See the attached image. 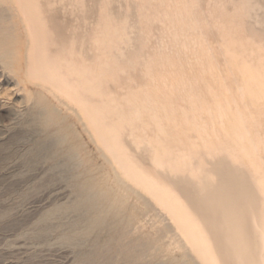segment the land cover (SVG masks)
<instances>
[{
	"label": "rangeland",
	"instance_id": "1",
	"mask_svg": "<svg viewBox=\"0 0 264 264\" xmlns=\"http://www.w3.org/2000/svg\"><path fill=\"white\" fill-rule=\"evenodd\" d=\"M51 1L32 0L19 14L32 13L25 23L44 49L29 59V74L0 76V264H83L85 254L101 264L104 251L111 264H221L215 243L222 236L230 248L247 244L262 262L264 0ZM50 22L60 25L53 31ZM56 60L60 69L52 71ZM39 97L68 118L69 142L83 161L76 171L59 166L63 156L51 158L53 129L37 119ZM114 169L138 189L124 198L121 237L109 242L113 234L104 226L81 244L69 243L79 213H48L76 200L74 182L82 174L122 195L126 185L115 181ZM190 192L202 201H191ZM220 195L229 201L219 202ZM183 208L184 217L170 212ZM234 214L239 225L223 227ZM107 242L113 251L101 249Z\"/></svg>",
	"mask_w": 264,
	"mask_h": 264
},
{
	"label": "bare ground",
	"instance_id": "2",
	"mask_svg": "<svg viewBox=\"0 0 264 264\" xmlns=\"http://www.w3.org/2000/svg\"><path fill=\"white\" fill-rule=\"evenodd\" d=\"M47 0H45L46 2ZM51 1V0H48V2ZM72 1V0H71ZM191 1V0H189ZM47 2V3H48ZM64 2V1H63ZM192 2V1H191ZM42 3V1H41ZM50 3V2H49ZM52 3V1H51ZM50 3V4H51ZM193 3V2H192ZM79 4V3H78ZM139 4V3H138ZM141 4V3H140ZM41 4H39V6L35 5L34 4V7L38 10H40L41 6L44 5L42 3V5L40 6ZM203 5V4H202ZM32 0H22V1H19L17 0V2H14L13 0H0V62L1 64L3 65V70L4 71H1L0 70V76L2 79H6L8 76H6V71L5 70H8L9 72H15L17 74V78H21L23 79L24 76L23 75H26V74H29L28 71H29V67L27 66V64L29 63V59L30 61H33L34 60V53H37V52H41L43 51L44 49L43 48H40L38 45H37V42L39 41V34L35 32V27L30 25L29 23V26H26L27 23L25 22H28V18H31L30 15H32V13L26 17H20V15L28 12L27 9L32 7ZM37 6V7H36ZM142 6V5H141ZM53 7V6H52ZM91 7V6H90ZM151 8V7H149ZM69 9V8H68ZM85 9V8H84ZM35 10V9H34ZM37 10V11H38ZM46 10V9H45ZM67 10V9H66ZM80 10V9H79ZM142 10L144 11L145 9H142L141 8V13H142ZM20 11L22 12V14H20ZM50 11V10H49ZM48 11V12H49ZM72 11V10H71ZM24 12V13H23ZM43 12V11H42ZM51 12V11H50ZM54 13V11H52ZM51 12V13H52ZM47 14V10L45 12ZM93 13V12H92ZM117 13V12H116ZM144 13V12H143ZM20 14V15H19ZM36 14V13H35ZM45 14V16H46ZM217 14V13H216ZM37 15L39 16L40 14L37 13ZM43 15V14H42ZM44 16V17H45ZM50 16V15H48ZM150 16V15H149ZM35 17V16H34ZM42 17V16H41ZM53 17V16H52ZM145 17V15H144ZM38 18V17H37ZM60 18V17H59ZM62 18V17H61ZM32 19V18H31ZM40 19V18H39ZM38 19V20H39ZM45 21H47V18L45 17L44 18ZM49 19V18H48ZM57 19V18H56ZM154 19V18H153ZM220 19V18H219ZM36 20V19H35ZM54 20L53 22H56L55 19H52ZM208 20V19H207ZM228 20V19H227ZM33 21V20H32ZM31 23H36V22H32ZM41 21H43L41 19ZM41 21L39 20L38 22L41 23ZM44 21V22H45ZM71 21V20H70ZM149 21V20H148ZM224 21V20H222ZM150 22V21H149ZM49 23V22H47ZM46 24V23H45ZM50 24H52V22H50ZM66 24V23H64ZM38 24H36V27H37ZM59 26L60 23L58 24V22L54 25L52 24V27L53 26ZM55 26V27H56ZM62 26V25H61ZM53 27L52 30L54 31V29L58 28V27ZM67 27V26H66ZM64 28V27H63ZM35 29V30H34ZM62 28H60L61 30ZM66 29V28H65ZM73 29V28H72ZM59 30V31H60ZM71 30V29H70ZM78 30V28H77ZM81 30V29H80ZM25 31V32H23ZM56 33H57V30H55ZM59 31H58V34H59ZM64 31V30H63ZM68 31V30H66ZM65 31V32H66ZM72 31V30H71ZM85 31V30H83ZM161 31V30H160ZM64 32V33H65ZM48 33V32H47ZM84 33V32H83ZM225 33V32H224ZM223 33V34H224ZM78 34V32L76 33V35ZM85 34V33H84ZM248 34V33H247ZM48 35V34H47ZM81 35V34H80ZM87 35V34H86ZM63 36V35H62ZM61 36V37H62ZM252 36V35H251ZM71 37V36H70ZM79 37V36H78ZM82 37V36H81ZM247 37V36H246ZM254 37V36H252ZM80 38V37H79ZM84 38V37H83ZM240 38V37H239ZM256 38V37H255ZM258 38V37H257ZM60 39V38H59ZM254 39V38H253ZM47 40V39H46ZM49 41V40H48ZM75 41V40H74ZM226 41V40H225ZM51 44V43H50ZM62 44V43H60ZM49 45V44H48ZM70 45V44H69ZM52 46V45H51ZM59 46V45H58ZM50 49H52L50 47ZM63 49V48H62ZM110 49V48H109ZM225 50V49H224ZM56 51V50H55ZM52 55V54H51ZM55 55V54H54ZM57 55V54H56ZM59 55V54H58ZM50 59V58H49ZM48 60V59H47ZM51 60V59H50ZM55 61V59H53ZM59 60H62V59H59ZM59 60H56L57 62L55 63H52L51 65L53 66L52 67V71L53 69L56 70V68L58 69L59 67H57V64L59 62ZM81 60V59H80ZM158 60V59H157ZM63 61V60H62ZM61 61V62H62ZM68 61V60H67ZM25 62V63H24ZM50 62V61H49ZM48 62V63H49ZM53 62V61H52ZM24 64H26V68L24 67ZM54 64V65H53ZM64 64V63H63ZM35 65V64H33ZM37 67V66H36ZM60 69V68H59ZM32 70H36L34 67H32ZM38 70V69H37ZM8 74V73H7ZM11 74V73H9ZM8 74V75H9ZM27 77V76H26ZM11 78V77H10ZM12 79V78H11ZM28 79V78H27ZM15 81V80H14ZM34 81V80H33ZM9 82H13V80H9ZM35 83V82H34ZM7 84H10V83H7ZM36 84V83H35ZM2 85V84H1ZM16 85V84H15ZM30 85V84H29ZM14 86V85H13ZM198 86V84H197ZM196 86V88H197ZM12 87V86H11ZM18 87V86H17ZM21 87V86H20ZM43 87V86H42ZM10 88V87H9ZM8 88V89H9ZM156 88V87H155ZM11 89V88H10ZM9 89V91H10ZM18 89V88H17ZM16 89V90H17ZM22 89V88H21ZM50 89V88H49ZM160 89V88H159ZM189 89V88H188ZM198 89V88H197ZM14 90V88H13ZM191 90V89H190ZM205 90V88H204ZM18 92L20 90H17ZM15 91V93L17 92ZM188 91V90H187ZM186 91V92H187ZM13 93V92H12ZM22 93V92H21ZM165 93V92H164ZM17 94V93H16ZM32 94V93H30ZM194 94V93H193ZM4 95L6 96V94L4 93ZM20 94L18 93V96ZM43 95V94H42ZM58 95V94H57ZM9 97V95H7ZM11 97H13V94L10 95ZM45 96V94H44ZM60 96V95H59ZM59 96L55 97V98H58ZM185 96V94H184ZM183 96V97H184ZM192 95L190 94L189 97H191ZM4 97V96H3ZM3 97H2V100H3ZM21 97V96H20ZM46 97V96H45ZM61 97V96H60ZM198 97V95H197ZM10 98V97H9ZM28 98V97H27ZM40 98V97H39ZM54 98V96H53ZM54 98V99H55ZM173 98V97H172ZM1 99V97H0ZM11 99V98H10ZM171 99V98H170ZM187 99V98H186ZM4 100H7V99H4ZM15 100V99H14ZM184 100V99H183ZM188 100V99H187ZM186 100V101H187ZM190 100V99H189ZM193 100V99H191ZM36 101V100H35ZM67 101V100H66ZM177 101V100H176ZM185 101V102H186ZM198 101V100H197ZM200 101V99H199ZM202 101V100H201ZM200 101V102H201ZM8 102V100H7ZM10 102V101H9ZM14 102V101H13ZM20 102V101H19ZM29 102V101H28ZM37 105L35 106H38L39 107V112H38V115H37V119L40 123H42L43 125L47 126V128H52V133H51V139H52V142L50 144H48V150H49V154L51 156L52 159H56L60 156H63L65 158V160L63 161L64 164L60 165L61 168H64L66 169L67 171L77 168V167H80V164L83 162H81L80 164L77 162L79 160L78 159V150H79V146L77 145H73V144H70L69 142V138L71 136L74 135V132L72 130V127L70 124H67L65 123L66 119L68 118H64V116H62L55 108H52L50 104L46 103L44 100H42L41 98L38 99L36 101ZM184 102V103H185ZM12 103V102H11ZM16 103V102H15ZM23 103V101H22ZM58 103H60L58 101ZM183 103V102H182ZM198 103V102H196ZM18 104V103H17ZM21 104V103H20ZM27 104V102H26ZM170 104V103H169ZM186 104V103H185ZM184 104V105H185ZM190 104V103H189ZM199 104V103H198ZM14 105V104H13ZM23 105V104H21ZM62 105V103H61ZM182 105V104H181ZM20 106V105H19ZM26 106V105H25ZM23 106V107H25ZM54 106V105H53ZM84 106V105H83ZM82 106V107H83ZM17 107V106H16ZM56 107V106H55ZM68 107V106H67ZM176 107V106H175ZM202 107V105H201ZM21 108V106H20ZM84 108V107H83ZM190 108V106H189ZM189 108H187V111H189ZM26 109V107H25ZM30 109V108H29ZM190 109H193L194 108H190ZM201 109V108H199ZM203 109V108H202ZM19 110V109H18ZM68 110V109H67ZM175 110V109H174ZM69 111V110H68ZM66 111V112H68ZM75 111V110H74ZM82 111V110H80ZM84 115L86 116V118L88 119V116L89 118H92V114L91 113H88V108H84ZM199 112V110H197ZM25 112V110H24ZM27 112V111H26ZM62 112V111H61ZM71 112V111H70ZM79 112V111H77ZM194 112H196L194 110ZM202 112V111H201ZM64 113V112H63ZM188 113V112H187ZM191 113V111H190ZM189 113V114H190ZM193 113V112H192ZM190 114V115H193V114ZM197 113V112H196ZM206 113V112H205ZM190 115H189V118H190ZM195 115V114H194ZM76 116H80V114L76 115ZM196 116L195 117L193 116V118L196 119ZM83 117V116H82ZM218 117V116H217ZM31 118V117H30ZM36 118V116H35ZM84 118V117H83ZM212 118V117H211ZM36 119V120H37ZM82 119V118H81ZM202 119V118H201ZM200 119V120H201ZM35 120V121H36ZM83 120V119H82ZM80 120V122L82 121ZM193 120V119H192ZM85 121V119L83 120ZM105 121V120H104ZM190 121H191V118H190ZM194 121V120H193ZM197 121V120H196ZM195 121V122H196ZM86 122V121H85ZM194 122V123H195ZM37 123V122H36ZM84 123V122H83ZM88 122H86L87 124ZM86 124H84V131L86 130L88 132V124L86 126ZM209 124V123H208ZM74 126V125H72ZM135 126V125H134ZM44 128V127H43ZM47 129V130H48ZM75 130V129H74ZM226 130V129H225ZM208 131V130H207ZM90 132V131H89ZM219 132V131H218ZM135 134V133H134ZM217 134V133H216ZM76 135V134H75ZM126 135V134H125ZM92 136V135H91ZM127 136V135H126ZM125 136V137H126ZM134 136V135H133ZM78 137V136H77ZM100 137V135H99ZM124 137V138H125ZM94 138V137H93ZM103 138V137H102ZM101 138V139H102ZM78 141V140H77ZM97 141V140H96ZM130 141V140H129ZM207 141V140H206ZM232 143H234L233 141H231ZM35 143V142H34ZM72 143V142H71ZM132 142H129L128 144H130ZM206 143V142H205ZM204 143V144H205ZM228 143V141H227ZM39 144V143H38ZM42 144V143H41ZM46 145V144H45ZM125 146V143L123 144ZM122 145V146H123ZM226 145V144H225ZM229 145V144H228ZM235 145V143H234ZM43 146V145H42ZM42 146L39 147V150H41ZM133 146V145H131ZM230 146V149H231V145ZM228 146V147H229ZM233 146V145H232ZM237 146V145H236ZM126 147H128L126 145ZM125 147V148H126ZM130 147V146H129ZM137 147V146H136ZM123 148V149H125ZM224 148V146H223ZM83 149V148H82ZM101 149V148H100ZM127 149V148H126ZM229 149V151H230ZM234 149V148H232ZM231 149V150H232ZM38 150V151H39ZM237 151V149H235ZM32 151V150H31ZM124 151V150H123ZM129 153L133 150H128ZM128 151H126V153H128ZM206 151V150H205ZM208 151V150H207ZM36 152V151H35ZM81 152V150H80ZM83 152V150H82ZM125 153V154H126ZM135 153V151H134ZM133 153V154H134ZM230 153H234L233 150L232 152L230 151ZM238 153V152H237ZM46 154V153H45ZM132 153H130L131 155ZM243 154V153H242ZM137 155V153H136ZM108 156V155H107ZM133 156V155H132ZM135 156V155H134ZM213 156V155H212ZM135 158V157H134ZM133 158V159H134ZM62 159V158H61ZM110 159V158H109ZM63 160V159H62ZM136 160V159H135ZM61 162V161H60ZM137 162V161H136ZM85 163V162H84ZM86 164V163H85ZM83 165V164H82ZM213 165V164H212ZM88 166V165H87ZM82 168V166H81ZM81 168H78L79 170ZM58 169V167H57ZM56 169V170H57ZM54 170V169H53ZM60 170V168H59ZM73 170V171H74ZM87 170V169H86ZM209 170V169H208ZM76 171V170H75ZM114 173L115 175L116 174H119L116 175V182L117 183H123V185H126V182H122V180L124 181V179H121V176H120V173H116V170L114 169ZM92 172V171H90ZM118 172V171H117ZM207 172V171H206ZM211 174H212V171H210ZM63 173H67V172H63ZM62 173V174H63ZM69 173V172H68ZM205 174V173H204ZM208 174V173H206ZM204 175L207 177V175ZM214 174H215V170H214ZM213 174V175H214ZM65 175V174H64ZM68 175V174H67ZM73 175H76L75 173L72 174ZM210 175V173H209ZM71 176V175H70ZM203 176V177H204ZM137 177V175H136ZM210 177V176H209ZM72 178V177H71ZM92 177H88V175H78L76 178H75V182H74V188H75V196H76V200L69 206H62V207H56L55 209H53L50 213H48V217H51L55 214H57L59 211L61 210H67V209H72L76 212L79 213V221L77 222L76 226H75V230L77 231V236L76 237H68L66 238V240L69 242V243H75V244H81L84 240V238H86L88 236V234H91L92 232L98 230L101 228L102 230V227H107V229L109 230V232H111L113 235L112 237L110 238L109 242L111 241H115V237L116 236H119L122 234L123 230L120 231L119 229H121L120 227H123L125 223L128 222L127 219H125L124 217H121L122 216V213L124 212V209L126 207V205L124 204L125 200V196L127 195V193H134L137 189L134 187L133 189V185L132 187H130V185H126L123 188V194L122 195H116L113 194L110 192V190H108V188L104 185H99V182L96 183L94 182L92 179ZM113 178V177H112ZM97 179H99L97 177ZM96 179V180H97ZM102 179V178H101ZM100 179V180H101ZM195 179V177H194ZM74 180V179H72ZM113 180V179H112ZM197 180V179H196ZM103 181V180H102ZM100 181V182H102ZM112 184V183H111ZM130 184V183H129ZM261 184V183H260ZM117 185V184H116ZM115 185V186H116ZM110 186V185H109ZM118 186V185H117ZM215 186V184H214ZM112 187V186H111ZM110 188V187H109ZM122 188H120L121 192H122ZM207 188V187H206ZM209 189V188H208ZM138 190V189H137ZM264 192V191H263ZM117 193V192H115ZM131 195V194H130ZM134 195V194H133ZM190 196V199L191 201H202V199L197 196V199L195 197V194H192L190 192L189 194ZM264 197V196H263ZM208 200V199H207ZM210 200V199H209ZM208 200V201H209ZM176 201V200H174ZM173 201V202H174ZM218 201L219 202H222V201H229V198L227 196H223V195H220L219 198H218ZM231 201V200H230ZM212 203V202H211ZM218 202L214 203V205L212 206V208L214 209H217L219 206L217 205ZM123 205L125 206L124 209H123ZM212 205V204H211ZM229 205V203H228ZM134 207V206H133ZM229 207V206H228ZM129 208V207H128ZM126 210V209H125ZM230 210V209H229ZM234 209H232L231 211L233 212ZM128 211V209H127ZM62 212V211H61ZM171 214H174L175 217H184L186 215H188L187 213V210L186 209H177V210H172L170 211ZM189 212V210H188ZM231 212V213H232ZM126 214V213H125ZM212 214V213H211ZM232 215V214H230ZM52 218V217H51ZM214 218V216H213ZM231 219L228 218V220H226L225 222L223 221V223H221V225L223 227H234V226H238L239 225V220L237 219L238 218V214H234V217H230ZM47 219V218H46ZM132 219V218H131ZM206 222H208L210 224V231L212 233H218V227L214 224V223H211L206 217H204V219ZM221 219H219L220 221ZM200 221V220H199ZM216 221V219H215ZM201 223V222H200ZM199 223V224H200ZM104 227V228H105ZM202 227V225H201ZM220 227V226H219ZM222 227V228H223ZM237 228V227H236ZM202 229V228H201ZM220 229V228H219ZM107 230V231H108ZM199 230L195 231V233H198ZM194 233V234H195ZM202 233V232H201ZM206 234V233H205ZM243 234V233H242ZM207 236V235H206ZM121 237V236H119ZM223 237V236H222ZM220 237L218 240H216V248L218 249V251L222 254L220 256V260H221V264H264V260H262V262L260 261H257V259H255L252 251L249 250L247 244L245 245H242L241 247L239 248H234V247H229V246H226V242H227V238L226 236L224 238ZM243 237V236H242ZM246 238V237H245ZM99 240V239H97ZM85 242V241H84ZM100 242V241H99ZM109 242L105 243L101 249H104V250H109L111 251L113 248H108L107 245L109 244ZM134 241H131V243H129V246L132 245ZM136 243V241H135ZM133 243V246L134 244ZM97 244V243H96ZM100 243H98L99 245ZM103 244V243H101ZM117 244V243H116ZM120 243H118V246H119ZM131 244V245H130ZM263 244V243H262ZM72 245V244H71ZM136 245V244H135ZM146 245V244H145ZM144 245V246H145ZM117 246V247H118ZM120 246H122L120 244ZM127 246V245H126ZM128 246V248H129ZM96 247V246H95ZM136 247V246H135ZM224 247H229L226 249H224ZM253 247V246H252ZM124 248V247H123ZM23 249V248H22ZM97 250H99L98 247H96ZM119 249V248H118ZM132 249V248H131ZM136 249V248H134ZM211 249V248H210ZM252 249V248H251ZM254 249V248H253ZM97 250L95 251V255L97 254ZM120 250H124L122 248H120ZM127 250V249H125ZM212 250V249H211ZM210 250V251H211ZM226 250V251H225ZM113 251V250H112ZM128 251V250H127ZM133 251L135 252V250L132 249V253ZM255 251V250H254ZM129 252H130V249H129ZM125 253V252H124ZM131 253V256L133 257ZM212 254V252H210ZM255 253V252H254ZM110 253H107V252H103L101 254L102 256V263L101 264H107L110 262L111 264V260L109 261V255ZM134 254V253H133ZM122 255V253H121ZM216 255V254H215ZM90 256V254H89ZM128 256H130V253L128 254ZM256 256V255H255ZM91 257V256H90ZM124 257V256H123ZM131 257V259H132ZM135 257V256H134ZM213 257V256H212ZM216 257V256H215ZM111 258V257H110ZM116 258V257H115ZM126 258V257H125ZM91 259V258H90ZM119 259V257H118ZM130 259V258H128ZM213 259V258H212ZM229 259H231L232 261H228ZM89 257H88V254H85L84 256V263L83 264H91L89 262H91L89 260ZM127 260V259H126ZM215 261V260H214ZM120 264V263H119Z\"/></svg>",
	"mask_w": 264,
	"mask_h": 264
}]
</instances>
